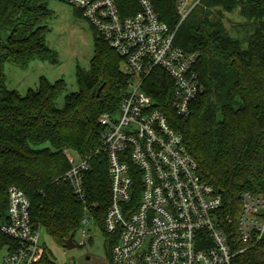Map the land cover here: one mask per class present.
Instances as JSON below:
<instances>
[{
	"label": "trees",
	"instance_id": "1",
	"mask_svg": "<svg viewBox=\"0 0 264 264\" xmlns=\"http://www.w3.org/2000/svg\"><path fill=\"white\" fill-rule=\"evenodd\" d=\"M114 2L121 16L138 10L134 0ZM149 2L174 33V44L197 54L201 91L189 114L181 117L170 109L172 83L164 73L155 71L142 89L181 135L200 180L220 195L222 228L234 255L230 264H264V242L237 254L247 245L236 233L239 195L264 194V0H200L180 23L176 0ZM234 11L252 24L245 48L224 26L223 14ZM50 16L43 0H0V225L5 220L7 188L15 186L29 200L35 226L62 247L64 240L75 236L83 216L82 206L62 179L69 168L65 154L90 157L85 174L88 203L97 205L90 212L105 238L108 259L118 237L109 236L102 225L108 206L107 166L104 156L94 154L101 147L98 118L116 112L128 77L117 54L93 31L89 68L75 70L76 92L65 94L62 79L51 83L43 77L24 96L7 89L4 65L19 71L33 61L57 65L56 54L45 41L44 22ZM15 244L0 232V251ZM32 264L57 262L43 246Z\"/></svg>",
	"mask_w": 264,
	"mask_h": 264
},
{
	"label": "built area",
	"instance_id": "2",
	"mask_svg": "<svg viewBox=\"0 0 264 264\" xmlns=\"http://www.w3.org/2000/svg\"><path fill=\"white\" fill-rule=\"evenodd\" d=\"M57 1L80 11L120 58V69L128 77L116 112L98 118L101 147L94 154L104 156L107 166L108 206L102 225L109 236L118 237L108 264H230L234 255L222 228L220 195L200 180L181 135L142 89L155 71L164 73L172 83L170 109L187 116L201 91L197 54L174 44V33L149 0H134L138 10L126 17L114 0ZM199 2L176 0L179 23ZM65 157L69 168L62 179L83 209L77 231V245L82 246L89 227L97 226L90 212L97 205H89L85 185L91 158ZM7 196L0 232L16 244L2 250L1 264H32L43 248L41 230L31 220L24 193L9 186ZM239 201L236 233L247 247L237 254L264 242V194L243 192Z\"/></svg>",
	"mask_w": 264,
	"mask_h": 264
},
{
	"label": "rangeland",
	"instance_id": "3",
	"mask_svg": "<svg viewBox=\"0 0 264 264\" xmlns=\"http://www.w3.org/2000/svg\"><path fill=\"white\" fill-rule=\"evenodd\" d=\"M43 1L51 13L44 22L48 29L45 41L48 48L56 54L57 65L33 61L25 71L4 65L6 88L16 90L21 96H24L28 89L35 90L40 77L51 83L62 79L66 85L65 94L76 92V67L87 70L93 55L95 39L93 30L82 18H79L75 8L57 0ZM223 22L228 34L240 40L241 47L245 48L246 43L243 41L251 33L252 24L243 19L237 11L224 13ZM63 96L57 100L59 107L63 105ZM40 237V242L51 253L57 264H108L105 238L95 225L89 227L88 237L82 246L77 245L78 233L75 234L73 237L75 248L71 250L56 245L43 230L40 231ZM3 255V251H0V264Z\"/></svg>",
	"mask_w": 264,
	"mask_h": 264
},
{
	"label": "water",
	"instance_id": "4",
	"mask_svg": "<svg viewBox=\"0 0 264 264\" xmlns=\"http://www.w3.org/2000/svg\"><path fill=\"white\" fill-rule=\"evenodd\" d=\"M62 247L67 249V250H71V249L75 248V245L72 241V236H69L66 240H64Z\"/></svg>",
	"mask_w": 264,
	"mask_h": 264
}]
</instances>
